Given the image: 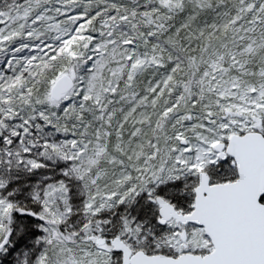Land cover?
<instances>
[{
	"label": "snow or ice",
	"instance_id": "6c2138e0",
	"mask_svg": "<svg viewBox=\"0 0 264 264\" xmlns=\"http://www.w3.org/2000/svg\"><path fill=\"white\" fill-rule=\"evenodd\" d=\"M0 264H264V0H0Z\"/></svg>",
	"mask_w": 264,
	"mask_h": 264
}]
</instances>
